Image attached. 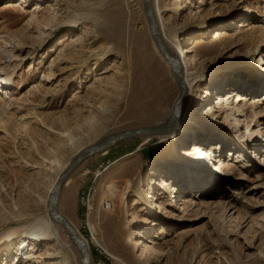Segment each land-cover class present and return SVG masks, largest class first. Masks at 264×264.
<instances>
[{
	"label": "rangeland",
	"instance_id": "1",
	"mask_svg": "<svg viewBox=\"0 0 264 264\" xmlns=\"http://www.w3.org/2000/svg\"><path fill=\"white\" fill-rule=\"evenodd\" d=\"M174 1L159 0L170 9L165 29L191 26L189 16L200 11L178 42L188 51L194 94H209L194 116L213 107V121L168 141H121L87 158L63 185L58 209L88 243L92 264H264V105L248 124L218 104L232 93L264 96V0H187L179 16ZM217 31L227 36L215 40ZM179 94L143 0H0V264L17 259L28 221L46 214L37 196L55 177L52 161L69 165L107 137L168 121ZM192 144L231 158L239 149L241 171L217 174L213 162L184 176L174 152ZM178 174L179 193L170 196L162 183ZM89 189L87 206L81 195ZM158 197L163 207L152 208Z\"/></svg>",
	"mask_w": 264,
	"mask_h": 264
},
{
	"label": "bare ground",
	"instance_id": "2",
	"mask_svg": "<svg viewBox=\"0 0 264 264\" xmlns=\"http://www.w3.org/2000/svg\"><path fill=\"white\" fill-rule=\"evenodd\" d=\"M182 1L183 0H175L173 4V8L179 16L181 13L184 12L186 6H187V0L186 4L184 7L182 6ZM153 2V7H154V12H155V19L156 23L158 25V28L160 30V34L162 37V40L170 53V55L175 59L180 62V65L183 70V77H184V82L186 86V95L184 97V101L181 102L179 112L180 115L179 117L175 120V124H177L176 128L172 131L159 134V135H144L138 138H144V144L148 143L149 141L152 140L153 137L159 136V139L161 141H168L176 138L177 136L183 134L186 132V130L189 128V126L194 125L195 127H198L199 125H203L205 122H210L213 121L215 114L213 111V107H211L209 110H211L209 113L202 114V116H199L198 118H195V112L196 109L200 106L201 101L208 99L209 94L207 93L204 97H198L194 94V89L193 85L195 84V79L192 78V71L189 69V64L187 61L186 54L188 51H184L178 42V34L179 31L182 28H186L187 30L190 28H193L196 24V16L197 14L200 13L198 11L197 13H191V15L188 18V21L192 24L191 26H183L182 24L179 25L177 23V20L175 21L177 23L176 26L174 27H169L168 29L163 28V23H162V16L165 11L170 10L169 6L166 3L160 4L159 0H152ZM15 8V7H14ZM218 15H213L211 16V20L216 19ZM116 24L119 26L121 29L123 27L124 21L123 18H117L116 19ZM202 24H205V21L202 22ZM186 30V31H187ZM227 36V31H217L215 33V40H220L223 39L224 37ZM207 39H202V44L206 42ZM155 44V43H154ZM155 49L158 52V54L161 56L163 59L164 63L166 64L167 67L170 69V63L168 60L160 53L158 48L155 45ZM259 61L261 62V65L259 64V68H264V60L262 56L259 57ZM255 83L259 84L261 82L255 81ZM254 83V85H255ZM251 93V92H250ZM254 97L247 96L243 93H232L228 97H221L219 99L218 104L224 105L226 108V112L230 111V116L232 115L235 117V121H241V117L245 118V121L250 123L248 120L249 118H255L258 115L257 109L261 106L264 105V96H260L259 94L251 93ZM259 96V97H258ZM179 97V96H178ZM178 99V98H177ZM4 100V99H3ZM263 100V101H262ZM177 101V100H176ZM175 101V103H176ZM164 103L160 102L158 109L156 108L155 113H159V108L160 106ZM175 106V104H174ZM174 110V107H173ZM222 113V109L220 110ZM238 112V114H237ZM173 114V112H172ZM171 118L164 122V123H159L156 125H164V124H169L171 123L172 120ZM229 116V114H227ZM240 117V118H239ZM227 118V117H226ZM228 119V118H227ZM248 120V121H247ZM260 121L256 122V125H259ZM153 125V126H156ZM202 131V129H201ZM252 136L255 134L253 130L250 131ZM168 133V134H167ZM201 133V132H200ZM166 134V135H165ZM135 138V137H134ZM102 141V140H101ZM89 147V146H88ZM86 148V147H85ZM235 148V147H234ZM239 148V147H238ZM83 150V149H82ZM80 152V151H78ZM109 151L105 152L104 154H107ZM234 156L233 158L227 157V156H222L219 154V152L209 149L206 146H197V145H190L183 147L182 150L179 152V150H176L174 152V156L176 160H174V163H176L179 168L178 172H181L184 176H188L191 174H194L193 172V165L199 168H206L205 166H211V163L214 162V165L212 166V170L214 173L217 174H235L241 171V166H239L241 160V155H238L239 149H236V152H233ZM103 154V153H102ZM53 168H54V173L55 177L52 179V181L49 184H46L40 187L38 189L39 195L38 200L40 201V209L44 210L46 213L45 215L35 217L33 220L28 221L27 227H26V236L25 238L21 241L24 245H20V249L24 248L22 253L19 251L16 252V257L17 259L15 260H10L11 264H81L80 262L75 261L73 258L70 257L68 253V248L70 247V243L66 240V238L63 236L61 228L59 227L57 221L52 219L50 213H49V204H48V199L50 192L52 188L54 187L55 183L57 182L59 176L63 173V171L67 168L68 164L64 163L61 158H56L54 161H52ZM190 165V166H188ZM52 168V169H53ZM177 175H171L169 179H164L163 181V187L162 189L164 190L165 193H168V195H177L179 193V187L176 185L177 181L176 178H181L182 175L178 174ZM70 176V175H69ZM181 176V177H180ZM69 178V177H68ZM67 178V180H68ZM66 180V181H67ZM174 180V181H173ZM180 180V179H179ZM178 180V181H179ZM182 180V179H181ZM65 181V183H66ZM64 183V184H65ZM63 184V185H64ZM114 191H116L114 189ZM40 198V199H39ZM156 202L150 203V206L152 208H158L161 209L163 206L162 204L159 203V197L155 199ZM194 201L191 197L186 200V203L192 204ZM91 204V203H90ZM234 207H231L233 209ZM237 211V210H236ZM235 211V212H236ZM49 214V215H48ZM143 226L150 225V220L147 216L144 217L143 219ZM27 240H30L29 243ZM38 242H43V241H50L52 244L51 245H45L44 249H37V246L35 244ZM73 241V240H72ZM28 243V244H27ZM27 244V245H25ZM18 248V249H19ZM90 248V247H89ZM70 251V249H69ZM262 253H261V258H262ZM20 256V257H19ZM82 257V256H81ZM251 264H255V262H251Z\"/></svg>",
	"mask_w": 264,
	"mask_h": 264
},
{
	"label": "water",
	"instance_id": "3",
	"mask_svg": "<svg viewBox=\"0 0 264 264\" xmlns=\"http://www.w3.org/2000/svg\"><path fill=\"white\" fill-rule=\"evenodd\" d=\"M143 1H144L146 17H147V21L149 24V29H150L153 41L156 47L158 48V50L160 51V53L170 63V66L172 68V71L175 74L178 86L180 88V94L174 106L171 123L164 124V125L139 127V128H135L131 130H126V131L117 133L113 136L107 137L96 145H92V146L84 148L73 158V160L70 162L67 168L63 171V173L59 176L57 182L52 188L50 195H49V199H48L49 213L52 219H54L55 221H57L58 223L64 226L69 236L75 243L76 247L81 252V256H82L81 264H92L91 250L89 248L88 243L86 242L84 237L79 233V231L77 230L75 225L72 223V221L66 215L61 213L58 209L59 195L63 187V184L65 183L69 175L73 172V170L79 164H81L84 160L96 154L105 153L109 151L118 142L129 140L134 137H141L144 135H159V134H163V133L174 130L177 126V124H175L174 122L180 115V112H179L180 104L186 95V86L184 82L182 67L180 65V62L178 60H175L170 55V53L168 52L162 40L160 30L158 28V25L155 19L153 2L152 0H143Z\"/></svg>",
	"mask_w": 264,
	"mask_h": 264
},
{
	"label": "built area",
	"instance_id": "4",
	"mask_svg": "<svg viewBox=\"0 0 264 264\" xmlns=\"http://www.w3.org/2000/svg\"><path fill=\"white\" fill-rule=\"evenodd\" d=\"M91 195H92V189H89L87 191L82 192V195H81L82 202L87 204V206H89V202H90V199L92 197ZM91 232H92V230H91ZM92 235H93V233H92Z\"/></svg>",
	"mask_w": 264,
	"mask_h": 264
}]
</instances>
